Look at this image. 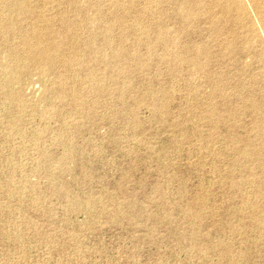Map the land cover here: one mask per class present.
Instances as JSON below:
<instances>
[{
  "label": "rangeland",
  "instance_id": "1",
  "mask_svg": "<svg viewBox=\"0 0 264 264\" xmlns=\"http://www.w3.org/2000/svg\"><path fill=\"white\" fill-rule=\"evenodd\" d=\"M0 264H264V0H0Z\"/></svg>",
  "mask_w": 264,
  "mask_h": 264
},
{
  "label": "bare ground",
  "instance_id": "2",
  "mask_svg": "<svg viewBox=\"0 0 264 264\" xmlns=\"http://www.w3.org/2000/svg\"><path fill=\"white\" fill-rule=\"evenodd\" d=\"M17 5H18V4H17ZM17 5H16V6H17ZM236 6H237V5H236ZM239 8H240V6H239ZM241 9H242V8H241ZM6 20H7V19H6ZM18 21H19V20H18ZM13 22H14V21H13ZM11 23H12V22H11ZM10 25H11V24H10ZM13 25H14V24H13ZM8 27H10V26H8ZM16 28H17V27H16ZM14 31H15V30H14ZM10 32H11V31H10ZM34 35H35V34H34ZM33 37H34V36H33ZM38 37H39V36H38ZM41 37H42V35L40 36V38H41ZM34 38H35V37H34ZM28 40H29V39H28ZM43 40H44V39H43ZM44 41H45V40H44ZM27 43H28V42H27ZM29 43H30V42H29ZM41 43H42V42H41ZM41 43H40V44H41ZM43 44H44V43H43ZM36 45H37V44H36ZM47 45H48V44H47ZM31 46H32V45H31ZM39 46H40V45H39ZM26 47H27V46H26ZM26 47H25V48H26ZM40 47H42V46H40ZM29 49H30V47H29ZM199 49H201V48H199ZM26 50H27V49H26ZM31 50H32V49H31ZM33 51H34V50H33ZM45 51H47V50L45 49ZM39 52H40V51H39ZM41 52H42V51H41ZM43 52H44V51H43ZM52 52H53V51H52ZM197 52H198V51H197ZM198 53H199V52H198ZM25 54H26V52H25ZM48 54L51 56V53H48ZM41 55H42V54H41ZM43 55H44V54H43ZM43 55H42V57H43ZM46 55H47V54H46ZM46 55H45V56H46ZM54 55H55V54H54ZM47 57H48V56H47ZM47 57H46V58H47ZM20 58H21V57H20ZM50 58H51V57H49L48 59H50ZM14 59H15V58H14ZM17 59H18V58H17ZM44 59H45V57H44ZM15 64H16V63H15ZM10 65H11V64H10ZM10 65H9V66H10ZM14 68L16 69V67H14ZM12 76H13V75H12ZM13 77H14V76H13ZM14 80H16V79L14 78Z\"/></svg>",
  "mask_w": 264,
  "mask_h": 264
}]
</instances>
